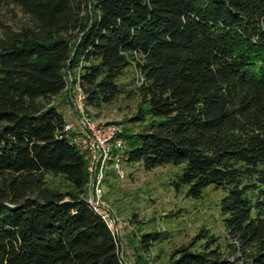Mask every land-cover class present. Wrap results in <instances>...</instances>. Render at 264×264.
<instances>
[{
    "label": "trees",
    "instance_id": "obj_1",
    "mask_svg": "<svg viewBox=\"0 0 264 264\" xmlns=\"http://www.w3.org/2000/svg\"><path fill=\"white\" fill-rule=\"evenodd\" d=\"M0 6L22 17L0 30V264H127L87 202V161L53 104L62 95L71 104L74 87L84 110L138 97L130 121L142 128L122 135L126 164L179 168L174 186L192 199L223 193L234 258L199 234L204 242L177 247L168 264H264V0ZM129 68L140 83L127 92L119 80ZM157 239L144 235L140 247Z\"/></svg>",
    "mask_w": 264,
    "mask_h": 264
},
{
    "label": "rangeland",
    "instance_id": "obj_2",
    "mask_svg": "<svg viewBox=\"0 0 264 264\" xmlns=\"http://www.w3.org/2000/svg\"><path fill=\"white\" fill-rule=\"evenodd\" d=\"M21 19L15 7L0 6V30L3 25L14 27ZM119 82L127 92L133 91L140 77L129 68ZM77 94L74 87L70 93L71 104L64 95L53 100L65 124L74 128L78 127ZM138 104L134 93H125L108 106L84 110V115L97 125L113 130L115 138L124 146V131L133 133L142 128L141 124L130 121ZM115 146L110 145L111 157L99 162L95 171L87 165V202L107 223L117 239L120 257L127 264H168L174 249L191 243L199 234L214 239V246L219 247L223 256L234 258L232 248L227 246L232 240L227 238L219 213L223 196L220 190L209 187L198 199L186 197V187L176 189L174 186L179 168L166 165L145 171L139 165L126 164L123 150ZM46 180L51 187L62 191L68 186L60 177L47 175ZM148 234H158L159 239L143 249L140 242L142 236ZM202 242L204 240L195 239V247Z\"/></svg>",
    "mask_w": 264,
    "mask_h": 264
},
{
    "label": "built area",
    "instance_id": "obj_3",
    "mask_svg": "<svg viewBox=\"0 0 264 264\" xmlns=\"http://www.w3.org/2000/svg\"><path fill=\"white\" fill-rule=\"evenodd\" d=\"M84 96L78 92L75 107L78 127L74 128L68 124L63 127V136L70 144L75 146L84 156L90 168H96L99 162H104L112 155L111 144L116 148L124 150L123 143L115 138L113 130L97 125L84 115ZM93 210L96 208L90 204ZM99 214V213H98ZM102 217V216H101Z\"/></svg>",
    "mask_w": 264,
    "mask_h": 264
}]
</instances>
